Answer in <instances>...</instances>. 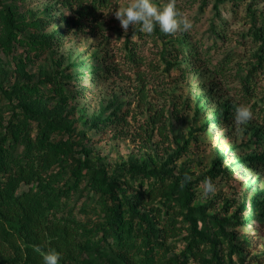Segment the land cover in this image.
I'll return each instance as SVG.
<instances>
[{
    "label": "rangeland",
    "instance_id": "1",
    "mask_svg": "<svg viewBox=\"0 0 264 264\" xmlns=\"http://www.w3.org/2000/svg\"><path fill=\"white\" fill-rule=\"evenodd\" d=\"M214 3L116 0L103 17L107 29L92 32L89 26L68 30L62 15L70 10L60 0H0V83L38 84L63 71L61 89L35 86L26 93L33 109L78 136L84 132V147L109 169L124 162L161 167L172 159L167 166L190 174L198 204L242 222L232 228L246 264H264V165L251 166L264 154V123L237 91L258 49L248 8L264 13V0ZM42 15L51 19L43 29L33 22ZM114 17L121 18L119 28L110 22ZM141 19L158 23L161 35L158 46L143 44L149 67L139 70L125 59L123 43L129 35L137 39L132 33ZM51 33V46L39 40ZM179 45L198 55L182 56ZM164 46L179 55H163L180 64L170 72L161 58ZM215 162L224 172L207 179ZM184 245L177 240L174 252Z\"/></svg>",
    "mask_w": 264,
    "mask_h": 264
},
{
    "label": "trees",
    "instance_id": "2",
    "mask_svg": "<svg viewBox=\"0 0 264 264\" xmlns=\"http://www.w3.org/2000/svg\"><path fill=\"white\" fill-rule=\"evenodd\" d=\"M60 1L70 10L62 15L68 30L89 26L92 32L107 29L104 14L116 3ZM214 1L218 8L227 0ZM136 8L140 11V3ZM248 9L249 33L258 49L237 91L244 103L253 102L250 112L264 123V13ZM5 17L11 26L18 23L10 11ZM33 22L43 29L51 19L42 15ZM110 22L119 28L121 18ZM160 35L158 23L141 19L132 33L137 39L125 37V59L139 70L149 67L143 44L158 46ZM54 37L44 34L39 40L51 46ZM163 48L164 70L170 72L180 64L163 55H179ZM175 48L182 56L198 55L188 47ZM65 77L60 71L38 84L0 83V264H246L232 228L242 222L198 204L190 174L167 166L172 159L161 167L124 162L109 169L84 147V132L78 136L52 114L32 108L29 90H59ZM260 163L264 154L251 166ZM216 165L207 179L224 172ZM179 239L185 245L175 253Z\"/></svg>",
    "mask_w": 264,
    "mask_h": 264
}]
</instances>
